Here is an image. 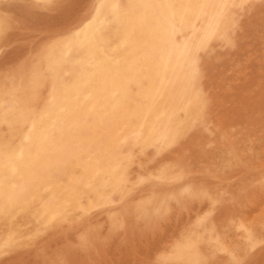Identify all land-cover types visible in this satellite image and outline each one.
Instances as JSON below:
<instances>
[{
	"label": "rangeland",
	"instance_id": "obj_1",
	"mask_svg": "<svg viewBox=\"0 0 264 264\" xmlns=\"http://www.w3.org/2000/svg\"><path fill=\"white\" fill-rule=\"evenodd\" d=\"M110 1L111 0H0V115L6 118L26 109L39 116L53 108L51 96L55 92L63 91V85L70 79L69 75L78 69L77 58L82 56V51L73 44V39L83 31L92 20L102 19L104 17L106 14V5ZM261 1L252 0L250 2V0H230L228 2L229 5H227L228 3L225 5V10L216 22L217 24L207 22V20H204L205 24H202L204 23L203 21H201V23L197 21L198 23L195 24V30H185L182 34L177 35V42H180L185 37L187 41H190L189 44L192 47V56L195 54L193 56V61L196 70L193 75L191 89L194 93L191 94L196 95H193V100H191L194 110L191 108V114H188V117L185 116L182 118L181 127L184 126V128H180L175 136L176 138L169 136L162 140L160 135H155L144 147L138 144L133 145L131 140L124 141L118 138L115 141V155L119 156L121 167L123 166L122 163L124 164L128 160L122 167L125 169L120 179V186L118 185L120 188L117 186L115 193L111 192L113 196L108 193L105 198L98 200L97 205H95L96 202H94L93 205L95 206L87 207L83 210L75 209L59 217L56 221H52L53 223L50 222L48 225L39 227V229L29 227V222H27V224L25 222L22 223L24 219L18 216L16 212H11L13 218H16L14 222L17 221L16 223L23 225V227L21 229L22 231H20L12 241L6 242L3 239L0 241V264H174L173 261L175 259L181 260L182 264H264V256L262 257V255H264V133L262 134V132H264V117H262L264 114L261 115L264 113V0ZM116 2L120 6H126L127 0H116ZM234 11L236 12L234 13ZM233 18H237V20H233ZM219 24H222V26L219 27ZM230 24L232 26H229ZM209 25H211V27ZM223 28L228 31L226 32ZM224 31L226 33H224ZM192 32L194 33L192 34ZM238 33L240 35H238ZM241 34H243V36ZM231 37L232 40H230ZM193 40H195V42H193ZM196 48H198V51ZM38 51L41 52V57ZM42 53L44 55H42ZM195 57L197 59L199 58L198 63L197 60H194ZM195 75L198 76L195 77ZM44 77L48 79L45 78L44 80ZM253 92L255 94H252ZM256 93L258 96L260 95L259 97L261 99H259V97L256 99ZM197 101L198 104L196 103ZM243 102L245 105L241 104ZM168 103L171 102L167 100L165 104L166 107L169 106ZM261 103L263 104L260 108ZM13 104L17 105L14 107ZM102 104L103 101H100L99 104H97L96 110L86 116V119L76 131L70 129L64 132L61 136L57 137V142L64 143L67 140L73 142L77 139H92L96 141L98 148L108 143L107 140L111 138L115 130V119L112 117L109 109H107L106 106H102ZM236 107L239 109L241 107V109L237 111ZM244 107L247 108L248 111ZM195 108H198V110H195ZM203 111H205L207 119ZM239 111H241L240 113H242L245 118L247 117L246 120L239 114ZM196 112H198V114ZM237 112L239 114L237 115L238 118L240 117L239 119H237L235 115ZM194 114L197 118L194 117ZM201 114L203 116H201ZM258 114L260 117H258ZM226 115L228 117L227 119ZM253 119L255 120L253 121ZM261 120L263 121L261 122ZM187 121L188 126L186 125ZM213 124L216 125L214 126ZM194 125H197L196 128ZM203 126L207 127L204 128ZM242 127L244 129H241ZM208 128L210 130H208ZM5 129L4 125L0 126L2 138L6 139L7 136L9 138H15L18 134L19 127L16 125L12 127L9 130L10 132L7 133V136L5 134ZM193 129L198 130L195 133ZM212 129L214 130L211 132ZM245 129L247 131H245ZM248 131L251 132V135ZM259 133L262 136H260ZM204 135L209 138L204 137ZM197 137H199V139ZM218 138L220 139L218 140ZM190 140L192 142H190ZM193 141L195 143L194 145ZM232 142H236V144L234 145ZM198 143L200 146H198ZM167 144L170 145L168 146ZM130 145L132 146L130 147ZM231 146L233 148H231ZM223 147L225 150H223ZM253 147L256 149L254 150ZM194 148L197 149L195 150ZM203 148L205 149L203 150ZM123 150L125 151L123 152ZM72 151L73 146L67 149L64 148L63 152L55 159L54 164H57L56 168H60V164L62 160H65V157L66 159L68 158L67 160L69 161L76 158L78 162H83L87 158L84 154L80 156L81 154ZM139 151L140 153H138ZM249 151L252 153V156ZM65 152H67L66 154L68 155H66ZM243 153L246 154L243 155ZM257 153H259V155ZM218 154H220L219 157L221 156L220 159L216 158ZM227 154L229 155L227 156ZM208 155L209 157H207ZM187 157L189 159H187ZM223 160H225V162ZM206 162L207 164H205ZM178 163L179 167L181 164L183 168L182 166L181 169L177 168ZM227 163L229 164L227 165ZM221 164H223V166ZM231 164L232 166H230ZM149 166H151V168ZM156 167H159V170ZM197 168L199 170H197ZM146 169L148 170L146 171ZM183 169H185V171ZM159 173L164 176L159 177ZM194 173L196 174L194 175ZM172 175L175 176L173 177ZM140 176L141 179H139ZM172 179L174 180L172 181ZM246 179L248 181H246ZM178 185L180 188L177 187ZM183 185L185 186L183 187ZM218 187L220 188L217 189ZM181 188H184L182 191H187L182 192ZM175 193H178V196H176ZM162 195L165 196L163 197ZM172 195L175 196V198ZM166 203L168 204L166 205ZM172 207L174 208L170 209ZM188 207L190 209H188ZM253 208L255 211L257 210V212H255ZM174 209L175 211H173ZM245 212H248V215ZM138 213H140V215ZM147 213L148 215H146ZM135 215L138 216L136 217ZM212 215L216 216L214 217ZM239 215L241 216L239 217ZM255 215L258 218L261 217V225L258 223L259 219ZM248 216H252L253 218H248ZM242 217L246 219H240ZM253 219L258 221L256 222ZM251 220L254 224L250 222ZM149 221L150 223H148ZM213 225H215V227ZM192 227L194 231L189 229ZM212 227L215 229L216 234H214L215 231ZM81 228L83 229L81 230ZM203 229H205V231ZM238 230L241 231L242 234L238 232ZM220 231L223 232V234ZM251 231L255 232L253 233ZM210 232L212 234H210ZM179 233H181V235H179ZM198 234L201 237H199ZM257 234H260V237H257ZM228 235H232L230 236L231 240H228L230 239ZM187 236L191 237L190 240ZM31 237L33 239L29 240L28 238ZM178 237H181L180 239L183 242L180 241ZM223 237H225V239ZM227 240L230 244L226 243L228 242ZM196 241L198 243H196ZM222 241L224 243H222ZM241 241L243 243H240ZM249 241L252 242V244ZM15 242L18 244L16 245ZM234 242L238 244L240 249ZM195 243L197 244L196 246ZM240 245H242V247ZM171 247L173 248L171 249ZM236 247L239 251H235L236 253H234V250H237ZM197 248H200V250ZM228 248L230 249L228 250ZM204 249L205 251L208 250L205 252ZM38 258H40L39 262ZM196 258L199 261L196 260Z\"/></svg>",
	"mask_w": 264,
	"mask_h": 264
},
{
	"label": "bare ground",
	"instance_id": "obj_2",
	"mask_svg": "<svg viewBox=\"0 0 264 264\" xmlns=\"http://www.w3.org/2000/svg\"><path fill=\"white\" fill-rule=\"evenodd\" d=\"M122 1H124V0H122ZM229 1L230 0H127L126 6L125 5L120 6L116 2V0H111L106 5V14L104 15V17L102 19L92 20V22L88 26H86V28H84L83 31H81L73 39V44H75L82 51V56H79L77 58L76 61L78 64V69L69 75L70 79L66 84L63 85V91L62 92H55L51 96V102H52L53 108H51L50 110H48L47 112H45L44 114L39 115V116L35 115L34 113H32L26 109H24L23 111H21L18 114L16 113V114L8 116L6 118L3 115H0V126H2V125L5 126V128H6L5 132L6 133L4 131L3 132L6 134V136H7V133L10 132L9 130L12 127H15V125L19 127L18 134L15 138H13V137L9 138L7 136V138L5 139V138H2V133H0V241L3 239L6 242H10L13 240V238L17 234L20 233V231H22L21 229H22L23 225H21V224L19 225L18 223H16L17 221L14 222L16 218L15 219L13 218V216L11 215V212H16V214L18 216H20L22 219H24V220H22V223L25 222L27 224V222H29L30 223L29 227L39 229V227L48 225L50 222L56 221L59 217L66 215L67 213L74 211L75 209L83 210L84 208L95 206V205H97V201L105 198L108 193H110V194H111V192L115 193L117 186L120 184V179L122 178L123 172L125 169V168L123 169L122 167L128 161L127 160L124 164L122 163L123 166L121 167V164L119 163V160H120L119 156L115 155L116 154L115 153V149H116L115 141L118 138L123 139L124 141L125 140H131L133 145L138 144L141 147H144L146 145V143L149 140H151L155 135H160L162 140H164L165 138H167L169 136L172 138H176L175 136L177 135L180 128H184V126L181 127L182 120H183L182 118L187 116L188 114H191L190 112H191V108L193 105L191 100H193L192 96L194 95V94L193 95L191 94V93H194V91L192 92L191 89H192V82H193V77H194L193 75H194V72L196 70L195 64L193 61V56L195 54L192 56V47L189 44L190 41H187L185 39L186 38L185 37L180 42H177L176 37H177V35L182 34L185 30H192V29L195 30V24L198 23L199 21H200V23H201V21H203L204 23H202V24H205L204 20H207V22L216 23L219 20V18L222 16L223 11L225 10L224 8L226 7L225 5ZM251 1L252 0H250V2ZM237 3H238V1H237ZM227 5H229V3ZM234 7H235V4H234ZM243 7H245V6H243ZM20 8H21V6H20ZM235 12L236 11H234V13ZM93 16H95V15H93ZM236 16H238V15H236ZM239 16H241V15H239ZM235 19L237 20V18H235ZM235 19L233 18V20H235ZM209 26L211 27V25H209ZM220 26H222V24L221 25L219 24V27ZM229 26H232V25L230 24ZM220 30H221V28H220ZM218 31H217V33H218ZM225 31H224V33H226L228 30L226 32ZM243 32H244V30H243ZM193 33L194 32H192V34ZM199 33H201V32H199ZM238 35H240V34L238 33ZM241 35L243 36V34H241ZM228 36H231V35H228ZM240 37H238V38H240ZM198 39H199V37H198ZM208 39H209V37H208ZM195 40H193V42H195ZM230 40H232V37ZM196 42H197V40H196ZM207 42H208V40H207ZM229 47H232V46H229ZM197 49L198 48H196V50ZM38 50H39V48H38ZM40 53L41 52H39V56H40ZM43 53H42V55H44ZM205 57H206V55H205ZM198 59L195 57L194 60L195 61L197 60V63H198ZM56 61H57V59H56ZM207 61H208V59H207ZM32 62H33V60H32ZM44 75H45V73H44ZM50 75H49V77H50ZM197 76L198 75H195V77H197ZM45 78H47V77H44V80H45ZM24 80H26V79H24ZM260 83H261V81H260ZM7 84H8V82H7ZM200 85H201V83H200ZM217 85H219V84H217ZM22 86H23V84H22ZM260 86H262V85H260ZM198 87H199V84H198ZM259 89L258 90L256 89V90L260 91ZM196 90H197V88H196ZM254 92L252 94H255ZM43 93H44V91H43ZM227 95H228V93H227ZM259 96L257 94L256 99H258ZM251 97H253V96H251ZM259 99H261V98L259 97ZM167 100H169V102H171V103H168L169 106L166 107L165 104H166ZM100 101H103L102 106H106L107 109H109V111L111 112L112 117H114V119H115V130H114L111 138L107 140L108 143H106L105 145L98 148L96 141L92 140V139H77L73 142L70 140H67L64 143H58L57 142V137L61 136L64 132H66L70 129H72L73 131H76L81 126V124L84 122V120L86 119V116L89 115L91 112L96 110L97 104H99ZM193 103H195V102H193ZM196 103L198 104V101ZM263 103H264V101H263ZM263 103H261L260 108H261ZM200 104H201V102H200ZM241 104L245 105L244 102ZM16 105L17 104H13L14 107ZM195 106H196V104H195ZM199 107H201V106H199ZM241 107H240V109H241ZM198 108H195V110H198ZM207 109H209V108H207ZM238 109L239 108H237L236 110L238 111ZM245 109L248 111L247 108H245ZM192 110H194V108H192ZM193 112H195V111H193ZM203 112L205 113V111H203ZM234 112H236V111H234ZM240 112L241 111H239V114L242 115V113H240ZM196 113L198 114V112H196ZM245 113H246V111H245ZM202 114H201V116H203ZM239 114L237 112V114H235V115L237 116ZM263 114L264 113H262L261 115H263ZM204 115H206V113ZM221 115H223V114H221ZM95 116H97V115H95ZM196 116H198V115H196ZM194 117H195V114H194ZM258 117H260V115ZM262 117H264V116H262ZM92 118H93V115H92ZM195 118H197V117H195ZM227 118L228 117L226 115V119ZM239 118L237 116V119H239ZM246 118H245V120H246ZM206 119H207V115H206ZM261 119H263V118H261ZM189 120L192 121L191 119H189ZM203 120H204V118H203ZM254 120L255 119H253V121ZM258 120H259V118H258ZM193 121H194V118H193ZM232 121H234V120H232ZM262 121L263 120H261V122ZM212 122L214 123L213 120H212ZM239 122H241V121H239ZM187 123H188V121L186 122V125H187ZM197 123H199V122H197ZM200 125H202V124H200ZM213 125L215 126L216 124H213ZM243 125L245 126L244 123H243ZM257 125H260V124H257ZM187 126H185V127H187ZM189 126H190V123H189ZM196 126H195V128H196ZM206 127H204V128H206ZM187 128H189V127H187ZM250 128H251V126H250ZM241 129H244V128L242 127ZM197 130L196 129L194 130L195 133ZM208 130H210V129L208 128ZM213 130L214 129H212L211 132ZM190 131H191V129H190ZM245 131H247V130L245 129ZM240 132H241V130H240ZM254 132H255V130H254ZM248 133H250V135H251L250 131H248ZM263 133L264 132H262V134ZM229 134H230V132H229ZM240 134H242V133H240ZM236 136H237V134H236ZM260 136H262V135L260 134ZM204 137H206V135H204ZM245 137H243V138H245ZM194 138H196V137H194ZM197 138L199 139V137H197ZM206 138H209V137H206ZM258 138H259V136H258ZM219 139L220 138H218V140ZM194 141H195V139H194ZM194 141H193V145L195 144ZM208 141H210V140H208ZM211 141H212V138H211ZM231 141H232V138H231ZM190 142H192V141L190 140ZM168 143H169V141H168ZM219 143H221V142H219ZM232 143H234V145L236 144V142H232ZM241 143H243V142H241ZM246 143H248V142H246ZM223 144H224V142H223ZM196 145H197V143H196ZM70 146H73L74 152L81 154L80 156H82V154H84L87 156V158L83 162H78L76 158H73L72 160L69 161V160H67L68 158L66 159V157H65V160H62V162L60 164V168L59 169L56 168L57 164L56 165L54 164L56 157L63 152L64 148L67 149V148H70ZM131 146L132 145H130V147ZM165 146H166V144H165ZM198 146H200L199 143H198ZM204 146H205V144H204ZM243 146H245V145H243ZM184 147H185V144H184ZM208 147H209V144H208ZM205 148H206V146H205ZM205 148H203V150ZM231 148H233V147L231 146ZM253 149H254V147H253ZM198 150H200V149H198ZM223 150H225V148ZM244 150H245V147H244ZM124 151L125 150H123V152ZM168 151H169V149H168ZM181 151H183V150H181ZM120 152H122V151H120ZM194 152H196V151H194ZM66 153L67 152H65V154ZM138 153H140V151ZM255 153H256V151H255ZM198 154H199V152H198ZM244 154H246V153H243V155ZM257 154L259 155V153H257ZM66 155H68V154H66ZM219 155L220 154H218V157H216L217 159L221 158V156L219 157ZM228 155L229 154H227V156ZM182 156H184V155H182ZM200 156H203V155H200ZM214 156H217V155H214ZM239 156H240V154H239ZM251 156H252V153H251ZM207 157H209V155ZM212 157H213V155H212ZM261 157H263V156H261ZM192 158H194V157H192ZM258 158H260V157H258ZM123 159H125V158H123ZM123 159H121V160H123ZM178 159H181V158H178ZM187 159H189V158L187 157ZM226 159H228V158H226ZM229 159H231V158H229ZM249 159H251V158H249ZM165 160H168V159H165ZM199 160H201V159H199ZM123 161H125V160H123ZM192 161H194V160H192ZM223 161L225 162V160H223ZM181 162H183V161H181ZM207 162L205 164H207ZM197 163H196V165H197ZM229 163H227V165ZM216 164H218V163H216ZM190 165H192V164H190ZM221 165L223 166V164H221ZM125 166H127V165H125ZM159 166H162V165H159ZM181 166L183 168V165L180 164V167H179V163H178L177 168L181 169ZM230 166H232V164ZM149 167L151 168V166H149ZM188 167H186V168H188ZM200 167H201V165H200ZM133 169H135V168H133ZM175 169H176V166H175ZM180 169H177V170H180ZM221 169H220V171H221ZM57 170H59V171H57ZM147 170L148 169H146V171ZM183 170L185 171V169H183ZM197 170H199V169L197 168ZM152 174H153V172H152ZM195 174L196 173H194V175ZM191 175H192V172H191ZM213 175H214V173H213ZM141 176L139 179H141ZM161 176L163 177L164 175L160 174L159 177H161ZM172 176L174 177L175 175H172ZM211 177H213V176H211ZM163 180H165V179H163ZM173 180L174 179H172V181ZM234 181H235V179H234ZM246 181H248V180L246 179ZM154 182H156V181H154ZM188 182H191V181H188ZM186 184H187V182H186ZM191 184H193V183H191ZM145 185H147V184H145ZM244 185H245V183H244ZM184 186L185 185H183V187ZM177 187H179V185ZM220 187H222V186H220ZM220 187H218L217 189H219ZM233 187H235V186H233ZM183 189L184 188H181V191ZM184 191H182V192H184ZM171 192H172V190H171ZM188 192H189V190H188ZM209 192H211V191H209ZM207 193H208V189H207ZM175 194H176V196H178L177 195L178 193H175ZM211 194H213V193H211ZM208 196H209V194H208ZM173 197L175 198V196H173ZM180 197H181V195H180ZM185 197H186V195H185ZM156 198H157V196H156ZM163 199H165V198H163ZM178 199H180V198H178ZM162 201H160V202H162ZM167 201H168V197H167ZM94 202H96L95 205H93ZM149 202H151V201H149ZM154 203H155V201H154ZM263 203H264V201H263ZM167 204L168 203H166V205ZM178 204H179V202H178ZM258 204H260V203H258ZM252 205H254V204H252ZM127 206H129V205H127ZM203 206H204V204H203ZM142 207H144V206H142ZM189 207H190V205H189ZM189 207H188V209H190ZM194 207H195V205H194ZM173 208L174 207H172L170 209H173ZM184 208H185V206H184ZM162 210H163V208H162ZM173 211H175V209ZM248 211H250V210H248ZM254 211H255V209H254ZM255 212H257V210ZM172 213H174V212H172ZM245 213L247 214L248 212H245ZM138 214L140 215V213H138ZM164 214H163V216H164ZM167 214H169V213H167ZM146 215H148V213ZM196 215H195V217H196ZM218 215H220V214H218ZM241 215H239V217ZM212 216H214V215H212ZM249 217L250 216H248V218ZM21 218H19V219H21ZM189 218H190V216H189ZM260 218H258L259 221L257 220L259 224H260ZM240 219L243 220L246 218L242 217ZM253 220L256 221V219H253ZM262 220H263V218H262ZM108 221H109V219H108ZM141 221H142V219H141ZM221 222H223V221H221ZM250 222L253 223L252 220ZM142 223H144V222H142ZM148 223H150V221ZM118 226H116V227L119 228ZM213 226L215 227V225H213ZM57 228H59V227H57ZM192 228H189V229H191V231H194V228L193 229ZM255 228H258V227H255ZM82 229L83 228H81V230ZM203 230L205 231V229H203ZM208 230H206V231H208ZM213 230L215 231L214 228H213ZM200 231H201V229H200ZM255 231H251V232L254 233ZM185 232H186V229H185ZM188 232H190V231H188ZM238 232L241 233V231H239V230H238ZM258 232H259V230H258ZM194 233H197V232H194ZM206 233H208V232H206ZM221 233L223 234V232H221ZM210 234H212V233L210 232ZM214 234H216V231L214 232ZM232 234H234V233H232ZM136 235H137V233H136ZM179 235H181V233H179ZM259 235L257 237H260ZM189 236H187V237L190 240L191 237H189ZM230 236H232V235H230ZM230 236L228 238H230ZM261 236H263V235H261ZM199 237H201V236L199 235ZM223 238L225 239V237H223ZM28 239L30 240L33 238L31 237ZM192 240H195V239H192ZM228 240H231V238ZM180 241H182V240L180 239ZM223 241H222V243H224ZM45 242H46V240H45ZM202 242H204V241H202ZM174 243H175V241H174ZM196 243H198V242L196 241ZM196 243H195V246L197 245ZM226 243L230 244L229 241ZM240 243H243V242L241 241ZM250 243L252 244V242H250ZM15 244L17 245L18 243L15 242ZM229 244H228V246H229ZM236 245L238 247V244H236ZM240 246L242 247V245H240ZM237 247H236V249H237ZM172 248L173 247H171V249ZM171 249H170V251H171ZM210 249H212V248H210ZM229 249L230 248H228V250ZM231 249H233V248H231ZM198 250H200V248ZM204 251H205V249H204ZM235 251H239V250L238 249L234 250V253H236ZM177 253H178V251H177ZM203 254H205V253H203ZM212 255H214V254H212ZM263 256L264 255H262V257ZM38 259L37 260L39 262L40 258H38ZM156 259H157V257H156ZM205 259H206V257H205ZM227 259H229V258H227ZM235 259H237V258H235ZM196 260H198V259L196 258ZM173 262H174V264H180V263L182 264V261L178 260V259H175ZM227 263H228V261H227ZM50 264H52V263H50ZM156 264H158V263H156Z\"/></svg>",
	"mask_w": 264,
	"mask_h": 264
}]
</instances>
